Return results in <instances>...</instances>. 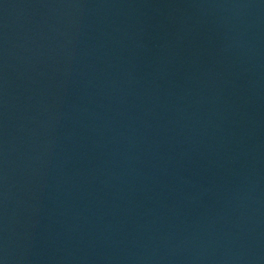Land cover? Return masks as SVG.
<instances>
[{
	"label": "water",
	"instance_id": "1",
	"mask_svg": "<svg viewBox=\"0 0 264 264\" xmlns=\"http://www.w3.org/2000/svg\"><path fill=\"white\" fill-rule=\"evenodd\" d=\"M0 264H264V0H0Z\"/></svg>",
	"mask_w": 264,
	"mask_h": 264
}]
</instances>
